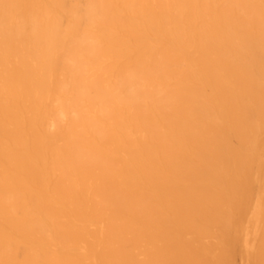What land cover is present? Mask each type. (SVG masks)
<instances>
[{
    "label": "bare ground",
    "instance_id": "6f19581e",
    "mask_svg": "<svg viewBox=\"0 0 264 264\" xmlns=\"http://www.w3.org/2000/svg\"><path fill=\"white\" fill-rule=\"evenodd\" d=\"M0 264H264V0H0Z\"/></svg>",
    "mask_w": 264,
    "mask_h": 264
}]
</instances>
